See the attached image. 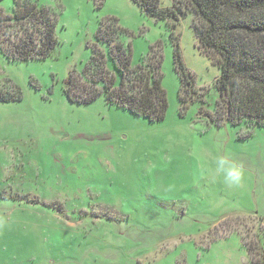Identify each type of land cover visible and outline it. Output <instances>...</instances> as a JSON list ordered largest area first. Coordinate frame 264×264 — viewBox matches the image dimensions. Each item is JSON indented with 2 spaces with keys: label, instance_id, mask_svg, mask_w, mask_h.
<instances>
[{
  "label": "rangeland",
  "instance_id": "obj_1",
  "mask_svg": "<svg viewBox=\"0 0 264 264\" xmlns=\"http://www.w3.org/2000/svg\"><path fill=\"white\" fill-rule=\"evenodd\" d=\"M38 2L57 21L55 51L29 62L0 53V85L8 80L21 95L0 103V264L258 261L264 126L211 123L205 110L213 115L218 70L197 49L191 17L180 19L177 31L198 94L208 90L202 111L198 102L180 104L169 36L132 0H103L99 8L91 0ZM0 8L11 14L13 0ZM109 19L120 27L116 37L129 48L131 67L159 46L163 121L108 106L102 94L88 104L65 94L69 75L83 71L93 49L105 50L95 34ZM231 165L243 169L239 184L226 179Z\"/></svg>",
  "mask_w": 264,
  "mask_h": 264
},
{
  "label": "trees",
  "instance_id": "obj_2",
  "mask_svg": "<svg viewBox=\"0 0 264 264\" xmlns=\"http://www.w3.org/2000/svg\"><path fill=\"white\" fill-rule=\"evenodd\" d=\"M91 1L99 8L103 0ZM168 1L169 6L162 7L159 0H132L140 12L160 21L169 36L173 70L180 83V104L198 102L202 111L208 91L198 94L182 59L177 27L180 19L189 15L197 49L218 70L210 86L216 94L213 115L205 110L211 123L264 126V0ZM114 21L99 22L95 41L105 50H92L83 71L69 75L64 92L72 102L86 104L102 94L106 105L122 107L135 117L159 123L167 113L160 48L157 44L151 47L139 64L131 67L129 48L116 37L120 27L110 25ZM56 26L55 17L38 0H13L11 14L0 8V53L14 62L45 60L59 43ZM20 101L18 88L8 80L0 85V103ZM246 215L257 220L256 227L261 228L256 215ZM232 232L240 235L237 230ZM259 233L257 230L254 234L259 259L254 262L249 256V264H264ZM240 237L251 254L250 244L243 241L247 239Z\"/></svg>",
  "mask_w": 264,
  "mask_h": 264
},
{
  "label": "clouds",
  "instance_id": "obj_3",
  "mask_svg": "<svg viewBox=\"0 0 264 264\" xmlns=\"http://www.w3.org/2000/svg\"><path fill=\"white\" fill-rule=\"evenodd\" d=\"M226 163L225 161H221V164L223 165ZM243 175V169L240 166L237 165H231L226 171V179L231 181L234 184H239L242 180Z\"/></svg>",
  "mask_w": 264,
  "mask_h": 264
}]
</instances>
